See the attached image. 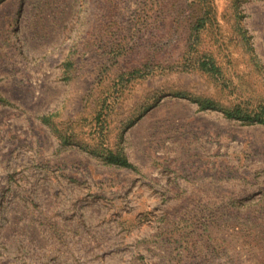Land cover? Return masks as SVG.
Segmentation results:
<instances>
[{"label":"rangeland","instance_id":"1","mask_svg":"<svg viewBox=\"0 0 264 264\" xmlns=\"http://www.w3.org/2000/svg\"><path fill=\"white\" fill-rule=\"evenodd\" d=\"M202 98L263 103L264 0H0V264H264V125Z\"/></svg>","mask_w":264,"mask_h":264},{"label":"trees","instance_id":"2","mask_svg":"<svg viewBox=\"0 0 264 264\" xmlns=\"http://www.w3.org/2000/svg\"><path fill=\"white\" fill-rule=\"evenodd\" d=\"M243 37L248 42V49L251 53L252 59L257 60L255 51L250 44V37L247 35V32L245 30H242ZM202 68H204L207 71L210 72H217L218 68L216 67L215 63L211 61H204L203 64H201ZM198 103L200 104L202 109H214L221 111L227 118L230 119H237L245 122L246 124H262L264 125V101L260 105H258L254 109H250L247 106L242 107V105H232V106H220L218 103L214 102L211 99H198ZM103 123V122H102ZM103 128V126H102ZM103 141V145H104ZM103 160L105 164L107 165H115L126 169H134V166L129 162L126 155L123 153V151H114L112 149H109L105 152V155H103Z\"/></svg>","mask_w":264,"mask_h":264}]
</instances>
